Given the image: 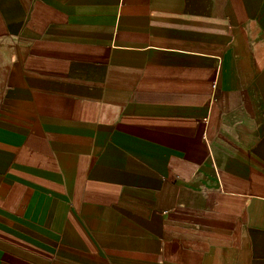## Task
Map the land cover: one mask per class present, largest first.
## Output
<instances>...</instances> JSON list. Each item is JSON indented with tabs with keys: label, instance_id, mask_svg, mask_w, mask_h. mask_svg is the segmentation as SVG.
Returning a JSON list of instances; mask_svg holds the SVG:
<instances>
[{
	"label": "crops",
	"instance_id": "obj_1",
	"mask_svg": "<svg viewBox=\"0 0 264 264\" xmlns=\"http://www.w3.org/2000/svg\"><path fill=\"white\" fill-rule=\"evenodd\" d=\"M0 264H264V0H0Z\"/></svg>",
	"mask_w": 264,
	"mask_h": 264
}]
</instances>
